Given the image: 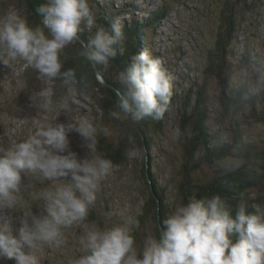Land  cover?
Masks as SVG:
<instances>
[{
    "label": "rangeland",
    "instance_id": "rangeland-1",
    "mask_svg": "<svg viewBox=\"0 0 264 264\" xmlns=\"http://www.w3.org/2000/svg\"><path fill=\"white\" fill-rule=\"evenodd\" d=\"M94 1L98 2V0H87L90 15L82 23L81 29L83 26L92 29V20L98 5ZM103 1L111 2L115 8L128 6L129 2H132L131 0ZM224 1L136 0L133 2V13L137 17H146L147 12L163 5L167 7V16L158 25L155 37L152 38L148 33L144 40L147 50L153 58L161 61L169 74L174 100L169 102L163 115L161 130L148 128V135L153 141V145L148 149L141 147L133 134L132 125L135 121L124 118L122 113L121 118L117 119L112 115L113 112L104 110L101 93L88 82L76 83L77 92L72 95L63 83L42 77L37 70L27 66L22 60L9 61L5 65L3 62L5 57L0 54V149L12 148L16 143L22 142L49 124L76 123L82 118H87L96 132L94 139L87 143L75 131L68 134V150L74 152L78 160L96 157L105 159L104 152L101 151L102 147L108 150L112 146L117 148L121 140L127 146L126 162L113 164L110 172L102 178L95 192V200L90 205L85 219L61 228L63 244L57 247L45 243L31 250V254L37 257L38 264H71L72 261L79 259L85 254L79 243L80 238L94 227L106 230L116 225L127 224L132 229L134 248L138 254L142 252L149 238L159 239L154 211L146 217L143 212L152 190L148 186V170L155 175L158 184L166 192L170 216L181 205L178 186L183 179L182 165L185 161L178 139L182 117L190 113V109L186 111L183 108L185 103L183 97L191 86L192 90L188 93L190 108L198 96L195 92L203 90L208 109L207 126L214 137L212 139L214 142L236 145L233 130L236 125L240 126L239 133L247 140L259 141L260 138H264V125L257 124L248 114L250 104L245 103L242 108L231 107L225 111L219 102L220 88L217 81L213 77L205 78L202 73L207 52L213 47L218 15ZM10 11L18 13L26 19L29 26L33 27L21 0H0V17ZM133 15L132 12L123 13L118 19L122 24L123 22L129 24ZM241 16L237 37L232 45L235 57L230 77L233 86L243 87L254 96L259 110L264 107V95L260 91L253 93L251 89L258 87L256 80L260 81L261 77L264 78V0H247ZM91 38L92 35L88 37L89 41ZM80 45L83 46L81 43ZM72 49L73 42L63 49L60 53L61 63ZM257 63L260 68L249 67ZM103 67L112 81L124 86L120 81V75L113 73L111 69L108 70L107 65ZM45 88H51L53 91L52 106L49 108H44L42 101L36 99V94ZM112 89L117 94L120 92L114 87ZM247 98L249 96L246 97L248 101ZM65 99L69 105L67 111L59 107ZM114 112L120 111L116 109ZM133 150H138L139 155L130 156ZM232 150L236 153V149ZM147 162H151V166L146 173L144 164ZM245 166L249 167L250 164L235 155L213 166L204 162L200 169L192 174V182L199 184L221 172ZM69 182L70 177L49 180L38 172L22 174L19 191L13 193L16 198L14 209H0V217L11 218L13 235H17L24 211L31 210L34 215H46V202L41 198V192L54 190L57 185ZM258 210L264 215V208ZM24 251L27 254L29 249L25 247ZM0 264H16V261L0 255Z\"/></svg>",
    "mask_w": 264,
    "mask_h": 264
},
{
    "label": "clouds",
    "instance_id": "clouds-1",
    "mask_svg": "<svg viewBox=\"0 0 264 264\" xmlns=\"http://www.w3.org/2000/svg\"><path fill=\"white\" fill-rule=\"evenodd\" d=\"M36 11L43 27L29 26L14 11L0 17L3 62L7 65L9 61L22 60L42 77L60 78L68 92L75 95L77 81L71 70L61 71L60 53L78 39L82 23L90 15L87 0H47ZM43 29H47V36ZM121 35L122 22L117 19L113 33L98 30L83 55L93 63L108 65L117 55ZM119 54H124L122 46ZM120 81L125 90L117 105L120 112L112 113L115 118H121V113L135 122L147 116L163 118L172 92L170 76L159 59L142 49L131 57L129 66L120 73ZM251 91L258 92L259 88ZM52 95V89L45 88L36 94V99L49 108ZM59 107L67 111V99ZM73 131L87 143L94 139L96 129L87 118L76 123H53L10 149H0V209H14L13 193L19 191L24 173L38 172L49 180L70 177L69 183L41 192L46 215L24 211L17 235H13L11 218L0 217V255L14 259L16 264H38L31 250L42 244L61 246V228L85 219L100 181L113 167L110 160L101 157L78 160L68 150V134ZM138 155V150L130 152V156ZM163 224L166 227L160 238H149L139 254L127 224L106 230L94 227L80 238L85 254L71 264H264V215L247 214L243 204L233 217L219 195L192 198L178 206ZM233 234L238 237L235 242ZM25 247L29 249L27 254Z\"/></svg>",
    "mask_w": 264,
    "mask_h": 264
},
{
    "label": "trees",
    "instance_id": "trees-1",
    "mask_svg": "<svg viewBox=\"0 0 264 264\" xmlns=\"http://www.w3.org/2000/svg\"><path fill=\"white\" fill-rule=\"evenodd\" d=\"M125 5L122 8L113 7L109 1L98 0L94 1L97 5V12L92 20V29L90 27H82L78 33V37L87 45L88 37L95 35L98 30H103L109 34L113 33V23L123 13L132 12L134 14L133 2ZM28 17L32 21L33 28L43 27L42 17L37 13L36 9L43 3L44 0H21ZM102 3V5H99ZM247 0H225L223 7L219 11L218 24L215 32L213 47L207 52L206 64L202 71L205 78H214L219 85V102L225 111L231 107L242 108L245 103H249V115L257 124L264 125V107L259 109L256 107L255 101L247 89L243 87L233 86L230 77V72L233 66L235 53L233 51V42L236 40L238 29L240 27V17L243 8L246 6ZM244 6V7H243ZM252 6V5H251ZM238 7V8H237ZM167 16L166 5L155 8L147 12L146 17L132 16L129 24L123 22L121 44L116 45L117 55L110 59L107 68L113 73L120 75L131 62V57L139 53L142 49H147L146 40L144 37L149 33L152 38L155 37V31L160 22ZM45 34H48L47 29H43ZM124 48V54H119V47ZM85 47L81 46L79 40L73 42V49L67 54L66 59L62 63L61 71L71 70L74 73L77 83L86 81L93 88L98 89L102 95V108L107 112H114L117 107L119 96L112 89L113 87L124 92V86L112 81L106 74L103 65L95 64L98 73L105 79L109 86H104L97 80L95 69L90 60L83 55ZM157 55V54H155ZM255 65V66H254ZM249 66L252 68H260V65L254 64ZM260 73V71H259ZM57 82L63 83L60 78ZM259 91L264 95V78L256 80ZM111 87V88H110ZM192 87V86H191ZM189 91L184 95L185 110L190 109L188 116H183L180 127L179 143L183 149V159L185 163L182 165L183 179L178 186L181 205H186L192 198L210 199L213 196L219 195L230 215L235 216L237 207L243 204L246 207L247 214H260L258 209L264 208V138L259 141L247 140L239 133L240 126L233 127L235 132L233 144H220L214 142L210 129L207 126L208 109L206 108L205 97L202 91H196L197 99L190 108ZM248 101L246 97H248ZM174 100L173 95L170 102ZM163 118L156 120L150 116L145 117L139 122H134L133 134L143 148H149L153 145L151 136L148 135V128L151 127L156 131L161 130ZM156 127V128H155ZM241 130V129H240ZM245 139V140H244ZM103 146V143H102ZM126 144L119 142L117 148L110 147L109 150L102 147L105 159H108L112 164H122L127 160ZM232 149H236V153ZM202 152V154H201ZM200 153V155H199ZM235 155L241 160H246L249 167L245 166L232 171L221 172L213 176L208 181L199 184H194L192 174L200 169L202 163H207L210 166L218 162L224 161ZM151 162L144 164V170L150 169ZM147 177L148 186L151 187L150 199L145 205L143 212L144 217L154 211V221L158 225V237L160 238L161 231L165 229L164 220L169 216L170 208L166 201V192L162 188L154 174ZM160 225V226H159ZM237 234H233V242L237 239Z\"/></svg>",
    "mask_w": 264,
    "mask_h": 264
},
{
    "label": "water",
    "instance_id": "water-1",
    "mask_svg": "<svg viewBox=\"0 0 264 264\" xmlns=\"http://www.w3.org/2000/svg\"><path fill=\"white\" fill-rule=\"evenodd\" d=\"M45 2H47V0H44ZM78 40L80 41V43L85 47L86 45H85V43L82 41V40H80L79 38H78ZM91 63H92V65H93V67H94V69H95V72H96V76H97V80L101 83V84H103L104 86H109V85H107L106 84V82H105V79L98 73V71L96 70V68H95V64L91 61ZM118 92V91H117ZM118 94H119V97H120V92H118Z\"/></svg>",
    "mask_w": 264,
    "mask_h": 264
}]
</instances>
